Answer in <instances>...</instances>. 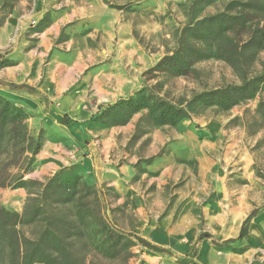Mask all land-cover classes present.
Returning a JSON list of instances; mask_svg holds the SVG:
<instances>
[{
    "label": "rangeland",
    "instance_id": "374dc122",
    "mask_svg": "<svg viewBox=\"0 0 264 264\" xmlns=\"http://www.w3.org/2000/svg\"><path fill=\"white\" fill-rule=\"evenodd\" d=\"M221 11L249 16L206 33ZM260 74L264 0H0V96L26 113L0 148V264L46 228L76 264H179L193 247L198 264H264V79L229 106L205 94ZM85 207L120 234L115 249L90 246ZM258 208L243 239L213 245Z\"/></svg>",
    "mask_w": 264,
    "mask_h": 264
},
{
    "label": "trees",
    "instance_id": "16d2710c",
    "mask_svg": "<svg viewBox=\"0 0 264 264\" xmlns=\"http://www.w3.org/2000/svg\"><path fill=\"white\" fill-rule=\"evenodd\" d=\"M257 4L258 3L247 1L242 3V6L255 8ZM247 16H249L248 13L221 11L202 19L201 24L206 30V33H210L212 36H217L218 34L228 30L238 27L242 28L247 21ZM178 54L179 50H176L173 54L162 57L155 67L159 68L164 63L176 59ZM154 68H150L149 71H152ZM261 79H264V74L257 75L256 77L241 84H233L225 87L210 89L205 94L210 97V101L215 100V102H218L216 103L218 105L224 104L225 106H229L236 103L237 100L249 97L253 93L254 82ZM10 88L26 89L31 92H36L32 89V87L26 84L10 83ZM25 117L26 113L22 109L16 107L10 101L0 96V148L5 140L4 138L8 134H10L7 139L8 146L14 148L15 145H18V142L15 139L20 135L21 122L25 119ZM26 138L30 144L29 151L31 154L35 155L40 148L39 142L34 141V139L30 137ZM72 186H75V183L70 184L69 187L67 186L64 189L66 190ZM259 213L260 208L251 210L244 218L236 237L221 241H217L213 238V245L217 247L227 246L243 239L248 232V226L251 219ZM74 215L77 218L76 223L81 222L84 223L83 226L85 228H91L90 230L88 229L89 232H86V234L87 238L91 241L90 246L94 250L107 252L111 249H115V244L120 240L121 236L108 227L107 222L104 220L101 213L96 212L89 207H85L78 210ZM76 223H72L74 228H77ZM80 232L82 231L74 230L73 233H71V236L78 235ZM133 237L143 249L150 253L172 255V252L169 249L155 244L144 237L139 235H133ZM204 238H212V235L208 232L199 234L196 239V244ZM195 255L196 247H193L192 250L186 254V256L175 257L176 262L179 264H197L194 261ZM20 264H76V260L70 253V250L66 247V241H64V238L59 237V235L53 230L46 228L40 233V236L35 242H33L32 246L28 248Z\"/></svg>",
    "mask_w": 264,
    "mask_h": 264
},
{
    "label": "crops",
    "instance_id": "0c3cea01",
    "mask_svg": "<svg viewBox=\"0 0 264 264\" xmlns=\"http://www.w3.org/2000/svg\"><path fill=\"white\" fill-rule=\"evenodd\" d=\"M200 242V241H199ZM156 244V243H155ZM198 264V263H197Z\"/></svg>",
    "mask_w": 264,
    "mask_h": 264
}]
</instances>
